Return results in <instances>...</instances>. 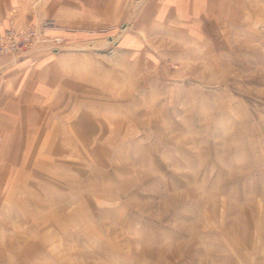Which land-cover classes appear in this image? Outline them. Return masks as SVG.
Listing matches in <instances>:
<instances>
[{
    "label": "rangeland",
    "instance_id": "374dc122",
    "mask_svg": "<svg viewBox=\"0 0 264 264\" xmlns=\"http://www.w3.org/2000/svg\"><path fill=\"white\" fill-rule=\"evenodd\" d=\"M109 1L124 16L64 57L39 151L0 136V264H264V0H202L188 32Z\"/></svg>",
    "mask_w": 264,
    "mask_h": 264
},
{
    "label": "crops",
    "instance_id": "0c3cea01",
    "mask_svg": "<svg viewBox=\"0 0 264 264\" xmlns=\"http://www.w3.org/2000/svg\"><path fill=\"white\" fill-rule=\"evenodd\" d=\"M109 2L106 0L96 7L94 0H74L66 6L61 4L52 8L39 5L35 8L29 0H0V31L32 26L42 17L50 20L51 24L45 31L66 43L65 46L62 43L60 48L77 49V52L65 50L58 55V52L52 55L44 50L23 52L14 65L9 64V58L0 56V136L3 138L1 153L4 157L12 155L17 138L20 137L23 143L19 145L17 152L29 155L39 151L38 143V146L31 144V135H42L41 132L46 127H53L47 118L52 111L48 109V105H52L57 94L56 88L63 87L64 57L70 56V61L74 62L72 66H78L80 57L84 58V55L80 56L78 53L79 49L86 44L99 45L104 41L94 34L96 30H108L124 16L122 11L115 17L110 16L111 10L115 8ZM201 3L202 0H149L140 12L138 27L150 24V32H154L158 27H174L173 24H176L178 30H194L202 21ZM142 28L145 29L144 26ZM110 39L112 38H107ZM101 45H105V42ZM73 88L75 89L74 86ZM43 144L50 145L47 142ZM28 155L20 157L21 165L17 169L25 166ZM38 159L34 156L29 161L38 162ZM41 168L43 169L38 164L32 168L37 179H40L37 171ZM3 169H9V165ZM4 177L5 174L1 176L2 179ZM2 182L1 180L0 187Z\"/></svg>",
    "mask_w": 264,
    "mask_h": 264
},
{
    "label": "built area",
    "instance_id": "2783aa9c",
    "mask_svg": "<svg viewBox=\"0 0 264 264\" xmlns=\"http://www.w3.org/2000/svg\"><path fill=\"white\" fill-rule=\"evenodd\" d=\"M62 41L61 38L49 40L37 26L26 29L9 28L0 31V56L8 57L15 62L23 51L32 46L46 44L48 48L58 50Z\"/></svg>",
    "mask_w": 264,
    "mask_h": 264
},
{
    "label": "bare ground",
    "instance_id": "6f19581e",
    "mask_svg": "<svg viewBox=\"0 0 264 264\" xmlns=\"http://www.w3.org/2000/svg\"><path fill=\"white\" fill-rule=\"evenodd\" d=\"M80 136H81V135H80ZM87 136H88V135H87ZM87 136H86V137H87ZM236 239H237V242H240V243H241V241H242V234H241L239 237L237 236ZM233 240H234V239H232V241H233Z\"/></svg>",
    "mask_w": 264,
    "mask_h": 264
}]
</instances>
